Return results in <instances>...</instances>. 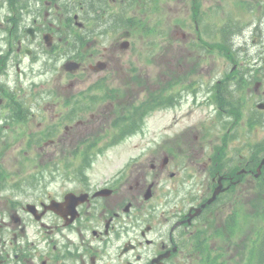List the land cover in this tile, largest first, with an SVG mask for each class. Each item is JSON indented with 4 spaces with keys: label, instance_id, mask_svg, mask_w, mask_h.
Listing matches in <instances>:
<instances>
[{
    "label": "flooded vegetation",
    "instance_id": "af4514ba",
    "mask_svg": "<svg viewBox=\"0 0 264 264\" xmlns=\"http://www.w3.org/2000/svg\"><path fill=\"white\" fill-rule=\"evenodd\" d=\"M179 1L0 0V82L5 80L0 84V136L15 135L13 124L34 126L36 134H25L24 144L38 151L24 152L25 165L33 167L24 174L8 168L4 149L0 152V264H215L225 238L226 255L232 252L235 209L249 207L250 193L264 192V167L258 169L264 144L259 152L247 153L221 147L204 162L197 159L202 153L180 148L188 129L199 141L201 120L179 124L187 117L184 112L204 106L233 111L235 127L252 124L254 131L264 130V67L249 72L248 65L252 59L264 65V12L249 46L234 37L249 23L233 12H219L218 0L208 9L203 2L213 0L171 8ZM183 10L186 15L180 14L176 24L169 12ZM237 44L256 51H250L252 57L238 56ZM189 47L200 54L195 63L210 65L208 73L203 68L183 73L190 61L183 49ZM155 48L165 53L163 67L176 65L177 72L163 73L165 94L134 104L133 91L119 87L140 78L138 64L156 61L141 60L137 53L146 56ZM175 48L178 55L170 53ZM217 65L233 67L217 79ZM48 75L67 83L62 93L43 89L40 100L48 107L39 116L26 109L29 96L20 95L10 81ZM93 78L91 88H79ZM187 92L191 101L184 103ZM251 93L256 97L252 104ZM157 112L166 114L157 117ZM153 118L167 119L156 136L163 144L160 157L152 150ZM137 127L145 129L148 145L138 155L119 154L116 159L128 161L112 174L88 170L91 159L110 150V144H121L123 135L132 137ZM93 129L102 136L87 142ZM62 148L61 167H52ZM49 164L52 168L40 169ZM41 179L43 184L29 185ZM219 186L221 194L208 203Z\"/></svg>",
    "mask_w": 264,
    "mask_h": 264
},
{
    "label": "rangeland",
    "instance_id": "374dc122",
    "mask_svg": "<svg viewBox=\"0 0 264 264\" xmlns=\"http://www.w3.org/2000/svg\"><path fill=\"white\" fill-rule=\"evenodd\" d=\"M215 0L213 1H207V2H203L202 7L205 9H208L210 6L215 4ZM262 1L257 2L256 5V9L253 10V8L249 7V10H246L245 8H242V4L244 3H248V1H242V0H231L230 3L228 4V0H223L217 1V4H215L216 6H218V8L220 9L219 12H229V5L231 8L232 12H237L235 14L239 15V17L244 16L246 13H242V12H258L259 9V4ZM191 0H180L178 3H176L177 5L172 6L171 8H178V9H186L191 7ZM250 3L252 4L253 2L250 1ZM215 6V8L218 10V8ZM184 12L186 11H181V12H169L170 17L172 18V16L175 17V19H172L177 23H179L180 19H179V15L181 14L183 17L184 15H186ZM184 14V15H183ZM234 14V15H235ZM188 18V17H185ZM171 20V22H172ZM256 20V19H254ZM252 30H248L246 32V37L244 39L243 38V30L242 29H236L234 37L235 40H240L239 43L240 44H246V45H252L253 44V38H251L250 36H252ZM249 36V37H248ZM258 49V47H257ZM195 48L194 47H189L187 49H183V51L185 52V56L190 58L189 63H187L184 67H183V73H193V74H197L200 72V69L203 68L204 72H209L210 69V65H204L203 63H195L194 61L196 59H198V57L200 56V54L198 55V53L196 51H194ZM139 51V50H137ZM170 53H172V55H174V53H176V55H178V48L175 49H170ZM146 56H142L139 55L137 53V56L140 57V59L142 60L143 57H147V58H152L155 59L156 61H151L149 64H143V65H139L138 67H140L138 69V73H140L137 77H140L139 79L134 77L133 80L134 81H130V80H125V82L123 81V85L120 86L119 88L121 89V91L124 90H131L133 91V95H136V100L134 102V104H138L139 102H141L142 99H148L154 95H156L157 93L160 94V96H162L161 94H165V88H166V84H165V80L163 78V73L165 72H177L176 69V65H172L170 68L167 67H163L161 61V58L164 57L165 53L161 51V49L159 48H155L151 51L148 50V52L146 53ZM188 61V60H187ZM142 62V61H141ZM233 67V65H217L216 66V72H217V79H223L224 78V74H227L230 72L231 68ZM254 68L252 69V71L249 72H253ZM57 75H48V79H45L44 76H39L38 78H28V79H16L15 84L13 81H10V86L12 88H15V90L22 96L28 95L29 97L27 99H25L24 101V106L26 107V109L32 111L33 113H36L37 115H41L42 116V111L45 109H47V103L46 100H40V96L44 93H42L43 89H50L49 91H51V89H56V92H61V90H63V86H66L67 81H62L59 78H56ZM138 79V80H137ZM97 81V79L93 78V79H88V80H84V84H82L81 86H79V88H82L83 90H85V88H91L92 84ZM0 84L5 85V80L4 82H0ZM130 84H132L130 86ZM23 89V91H21ZM76 89V88H75ZM264 90V87L262 88V92ZM81 91V90H80ZM55 92V93H56ZM131 92H129L130 94ZM57 94V93H56ZM21 96V97H22ZM19 97V98H21ZM256 98L254 94H249V101L250 104H252V100ZM189 99V100H188ZM21 102V99H19ZM189 101H191V94L189 92H187L186 94H184V103H188ZM252 106V105H251ZM250 106V107H251ZM49 110H51V108H49ZM189 110V109H188ZM198 110V112H197ZM194 113H185V115H187V117H185L186 119H182L179 126L182 127L183 125L186 127L189 123H194L196 122L198 119L201 120V126L199 128V134H200V139L199 141L194 142L192 139V135L189 133V129L185 131L186 133V137L188 139H183V143L182 146L180 147L181 150L183 151V153H193V152H198V153H202V155H200L199 158L204 162L208 161V157L210 156L211 153H213L214 151H220L221 147H225L227 146L228 151L229 152H233V153H247V152H259V146L264 144V130H251V128L249 127L248 129H242L241 132H238V126L237 127H232L228 124L226 125L225 122L227 120L226 117L223 116L222 120L219 118V112L216 111L215 109H211L209 110V108H204V106H199V108L197 109ZM26 110H24L25 112ZM197 112V113H196ZM183 113V112H182ZM212 113L211 116V120H210V115ZM163 114H166L164 112H157L155 113V116L158 115L157 117H162L165 116ZM192 114V115H189ZM32 117V116H31ZM30 118V117H29ZM34 119V118H33ZM154 121L156 122L154 123V143H152V145H154V147H152V150H155V153L158 154L160 157L162 154V146L163 144H161L160 141L156 140V136L157 134L162 132L163 126L167 124V119H163L161 121H159L158 118H153ZM1 120V118H0ZM48 120H54L51 119L50 117L48 118ZM32 121V119H31ZM57 121V119H56ZM158 121V122H157ZM181 123H184L183 125H181ZM178 125H176L177 127ZM179 126L177 128H179ZM13 127L15 130H17L19 133L22 132V130H25L24 134L18 135L17 131H15V135L11 134L10 135V139H8L7 137H3L0 136V152H2V149H4V154H5V159L7 160V162L10 164V166L8 168H10L11 170H23V174L25 173V169H32V166H26L25 165V161H24V152L26 151V149H28V153L30 155H34L36 153H38V151L36 150L35 147L32 148H27V144H24V139H25V134L28 135L29 132H31V134H36L37 128L36 127H31L29 125H18V124H13ZM24 127V128H23ZM175 127V129H177ZM105 132V129H104ZM131 132H134L132 134V137H130L128 134L127 135H123L121 138L123 139V142L119 145H117V143L115 144H110L108 146V148L110 150H106L105 153L102 156H99L97 158L96 153L94 152V155L96 156V158L91 159L88 162L87 168L88 170L91 171V173L93 172L94 169L98 170L99 173L105 175L109 172H111V174L115 171V169H118L119 166H121L123 163H127L128 159H116L118 157V155L120 154L121 157H123L125 154L127 153H131L132 155H138L145 147V145H147L145 143V129L144 131H142L141 129H139V127L135 128L134 130H132ZM130 132V133H131ZM90 133H93V135H91V138L86 139L87 142H93L95 141L96 138H99L102 136L101 131H99L98 129H93L90 130ZM129 133V134H130ZM193 133V130H192ZM229 133V136L227 137L226 135ZM15 136H20L22 137L21 139H18ZM119 137V135H114ZM96 137V138H95ZM227 137V141L225 142V139ZM15 138V139H14ZM120 138L116 139L119 140ZM121 140H119L118 142H120ZM193 145V147H191V144ZM101 144V143H99ZM136 146V147H135ZM148 146V145H147ZM64 147V146H63ZM69 149L71 148L69 145L66 146ZM65 147V148H66ZM97 151V150H96ZM63 148L60 151H58V155H56L55 159L52 160L50 162V164H53L52 167H58L60 168L63 160L61 159L62 155H63ZM60 154V155H59ZM138 159L141 160L140 157H138ZM48 161V160H47ZM125 161V162H124ZM87 162V161H86ZM50 164L46 167V165H43L40 167L41 168H46V169H50L52 167H50ZM151 163H144L145 166H150ZM107 169V170H104ZM104 171V172H102ZM27 173V172H26ZM23 179H26V177L23 176ZM24 181V180H22ZM26 182V181H25ZM43 184V180L41 179V182L36 181V182H29V185L32 186L34 184ZM27 184V183H25ZM247 198H245L246 200ZM253 199V200H252ZM264 199V194L262 195H258L257 193H255L253 196L248 198V202L249 200L252 201H256L258 200L259 202H261L264 205V201L262 200ZM158 200H161V197L158 198ZM262 200V201H261ZM225 212H223L224 214ZM225 218H227V214L225 213L224 215ZM258 225H249L247 227L244 228V234H246L247 236V232L249 231L250 235L247 236L245 238V240H243V243L240 245V248L237 249L236 247L232 248V252L231 255H235L237 254L238 259H240L239 257H242L246 254V252L248 251V249L250 248L249 242L252 239V234L257 230ZM241 239H239L235 245H239L241 243ZM235 264H238L235 262Z\"/></svg>",
    "mask_w": 264,
    "mask_h": 264
},
{
    "label": "trees",
    "instance_id": "16d2710c",
    "mask_svg": "<svg viewBox=\"0 0 264 264\" xmlns=\"http://www.w3.org/2000/svg\"><path fill=\"white\" fill-rule=\"evenodd\" d=\"M262 248H263V251H264V246ZM261 261H262V264H264V253H262Z\"/></svg>",
    "mask_w": 264,
    "mask_h": 264
},
{
    "label": "water",
    "instance_id": "95a60500",
    "mask_svg": "<svg viewBox=\"0 0 264 264\" xmlns=\"http://www.w3.org/2000/svg\"><path fill=\"white\" fill-rule=\"evenodd\" d=\"M218 192H219V191H217V193H218ZM217 193H216V194H217ZM216 194H215V196H216Z\"/></svg>",
    "mask_w": 264,
    "mask_h": 264
}]
</instances>
